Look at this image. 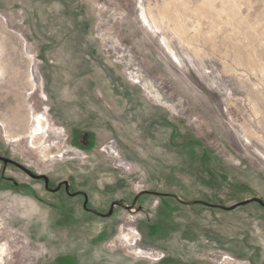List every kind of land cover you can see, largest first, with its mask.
<instances>
[{"label":"rangeland","instance_id":"374dc122","mask_svg":"<svg viewBox=\"0 0 264 264\" xmlns=\"http://www.w3.org/2000/svg\"><path fill=\"white\" fill-rule=\"evenodd\" d=\"M0 156L61 185L0 163V264H264V208L165 196L264 201V0H0Z\"/></svg>","mask_w":264,"mask_h":264},{"label":"water","instance_id":"95a60500","mask_svg":"<svg viewBox=\"0 0 264 264\" xmlns=\"http://www.w3.org/2000/svg\"><path fill=\"white\" fill-rule=\"evenodd\" d=\"M0 161H2L3 163H12L13 165H15L18 169H20L27 177L33 179V180H42L44 182V188L48 191H51V192H57L59 190V188L61 187V185H59L56 189H50L49 186H48V178L44 175H35L33 174L32 172H30L29 170H27L25 167L9 160V159H6V158H3V157H0ZM64 186V190L65 192L69 195V196H78V195H81L84 199L83 201V210L89 212V213H92L98 217H103V218H107V217H110L113 213V210H114V207H122L124 209H126L128 212H131L133 210V208L135 207V204H136V201L137 199L142 196L144 193H148L146 191H141L137 197L135 198V201H134V204L132 206H126L124 205L122 202L120 201H115L113 202L111 205H110V208L108 210L107 213H100L98 212L97 210L95 209H92V208H89L87 207V204H88V199L86 197V195L84 193H74V194H70L69 191H68V183L67 182H63L62 184ZM155 194L156 196L159 195L157 193H153ZM165 196H170L174 199H176L178 202H180L181 204H186V205H194V204H200V205H203L205 207H209V208H215V209H219V210H223V211H226V212H230L234 209H236L237 207H241V206H245V205H248V204H251V203H256L257 205H259L260 207L264 208V201H262L261 199L259 198H251V199H248V200H245V201H242L240 203H237V204H234V205H231L229 207H225L223 205H216V204H209V203H206V202H203V201H193V202H184V201H181L177 196L175 195H165ZM191 203V204H189ZM137 210V209H136Z\"/></svg>","mask_w":264,"mask_h":264},{"label":"built area","instance_id":"2783aa9c","mask_svg":"<svg viewBox=\"0 0 264 264\" xmlns=\"http://www.w3.org/2000/svg\"><path fill=\"white\" fill-rule=\"evenodd\" d=\"M120 162L121 163L119 164V166L122 168V170L129 171V169H130L129 165L126 162H122V161H120Z\"/></svg>","mask_w":264,"mask_h":264},{"label":"flooded vegetation","instance_id":"af4514ba","mask_svg":"<svg viewBox=\"0 0 264 264\" xmlns=\"http://www.w3.org/2000/svg\"><path fill=\"white\" fill-rule=\"evenodd\" d=\"M0 157H3V156H0ZM3 158H6V157H3ZM6 159H8V158H6ZM9 160H11V159H9ZM11 161H13V160H11ZM14 162V161H13ZM0 163H2L3 165H12V166H15V165H13L12 163H3L2 161H0ZM16 163V162H15ZM18 164V163H17ZM16 167V166H15ZM20 170V169H19ZM21 171V170H20ZM38 181H42V180H38ZM43 182V181H42ZM43 184H44V182H43ZM21 187H24V186H21ZM134 211V210H133Z\"/></svg>","mask_w":264,"mask_h":264},{"label":"bare ground","instance_id":"6f19581e","mask_svg":"<svg viewBox=\"0 0 264 264\" xmlns=\"http://www.w3.org/2000/svg\"><path fill=\"white\" fill-rule=\"evenodd\" d=\"M37 122H38V124L41 126L42 121H41L40 119H38ZM189 204H191V203H189ZM133 212H135V210H134V211L132 210V211L129 212V213H133ZM2 252H3V251L1 250V251H0V254H1V255H2Z\"/></svg>","mask_w":264,"mask_h":264}]
</instances>
